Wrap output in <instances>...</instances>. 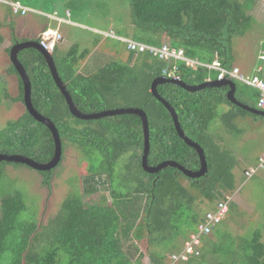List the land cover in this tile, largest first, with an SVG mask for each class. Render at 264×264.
<instances>
[{
	"label": "trees",
	"instance_id": "16d2710c",
	"mask_svg": "<svg viewBox=\"0 0 264 264\" xmlns=\"http://www.w3.org/2000/svg\"><path fill=\"white\" fill-rule=\"evenodd\" d=\"M128 1L133 27L130 38L154 46L167 39L186 55L206 62H211L217 53L224 67L232 66L233 38L245 35L252 22L237 0ZM9 28L13 43L23 41L14 37L12 25ZM9 50L10 47L7 54ZM78 52V46L73 45L65 55H58L56 45L50 54L58 76L81 113L105 111L103 105L113 100L135 101L138 105L133 107L142 109L148 120V165L170 160L190 170L199 168L195 149L178 136L170 113L150 91L152 81L161 76L164 62L147 53L128 52L124 63L110 61L95 72L84 74L78 66L88 53ZM17 57L31 83L34 109L51 120L58 131L62 154L56 167L63 161L68 145L89 158L97 152L101 159L98 166H90L81 178V195L66 196L57 213L44 224L19 220V214L25 210L20 193L1 198L0 264H143L145 257L151 264H166L168 256L181 249L176 238L185 241L205 212L235 188L232 166L208 132L211 121L218 115V107H229L221 114V121L230 132L239 131L234 120L248 112L227 100V86L190 93L170 83L158 85V94L174 108L185 136L203 148L208 171L195 179L176 168L149 174L141 166L144 138L138 116L76 119L41 53L28 48ZM8 70L17 77L18 92L16 97L6 93V99L23 104L22 82L11 62ZM181 71V80L189 85L203 83L208 74L206 70L192 71L183 66ZM234 83L236 99L256 107L257 91L250 88L252 92L248 94L245 88L249 87ZM54 149L49 129L25 109L0 129V154H18L46 163L53 157ZM127 153L126 172L117 177L115 166ZM6 164L22 165L0 162V173ZM56 167L38 171L44 176L42 187L50 189L51 173ZM181 179L187 181V186ZM102 190L109 194L110 201L105 195H100L99 202L84 201L85 196ZM205 201L214 206L204 211L201 205ZM216 227L203 239L199 256L184 264H264V243L259 232L247 240L222 236ZM182 228L184 233L180 235ZM164 245L166 251H162ZM4 253L9 254L7 263H2Z\"/></svg>",
	"mask_w": 264,
	"mask_h": 264
},
{
	"label": "rangeland",
	"instance_id": "374dc122",
	"mask_svg": "<svg viewBox=\"0 0 264 264\" xmlns=\"http://www.w3.org/2000/svg\"><path fill=\"white\" fill-rule=\"evenodd\" d=\"M251 16L252 22L243 36H236L232 41V63L237 65L244 75L259 74L264 78V0H237ZM25 4L40 9V14L28 12L26 21L35 26L44 25L51 30L59 28L63 41L58 44V55H65L73 46H78V54L87 52L86 68L80 61L79 69L84 74L93 73L101 65L110 61L125 62V45L116 39L104 37L100 33L114 30L122 36L130 37L133 27L130 19L128 0H25ZM0 4V16L14 20L16 16L5 10ZM68 9L70 17H66ZM55 12V15L53 14ZM65 18L70 23H58L52 17ZM99 32V33H98ZM162 41L168 42L167 39ZM106 53H111L106 56ZM9 56L4 47H0V129L6 123L15 120L24 111V105H16L6 99L8 95L18 92L17 83L10 87L6 81V68L9 67ZM87 63V62H86ZM262 71L258 72V69ZM237 85L240 86L239 83ZM250 94L252 89L245 88ZM11 97V96H10ZM130 104V105H129ZM251 104V102H249ZM138 105L127 100H113L103 105L105 110H115ZM229 109L227 105L218 107V115L211 121L208 132L215 139L223 152V158L232 166L234 175V191L227 193L231 199L226 219L216 229L220 235L251 239L255 232L261 235L264 243V167L250 177L244 172L258 165L259 158L264 157V117H254L246 114L234 120L237 131H228L221 121V114ZM63 161L51 173L50 189L42 187L43 175L25 165L6 164L0 173V200L6 195L20 193L25 204V210L19 214V220H27L44 224L48 218L57 213L61 202L68 195H81V178L89 171L90 166H98L100 155L95 152L92 158L85 156L75 146L68 145ZM129 162V153L124 154L115 166V174L123 175L124 165ZM183 178V177H182ZM119 179L117 178V182ZM187 186V181L181 179ZM121 189H125L120 185ZM100 195L110 196L104 190L92 196H85L86 202H99ZM204 211L214 206V203L202 202ZM185 214L183 216L184 220ZM187 222V221H186ZM184 228L180 230V235ZM217 241V238H214ZM181 248L184 241L177 237L175 242ZM165 245L162 251H166ZM9 254L2 255V263H7ZM143 264H151L147 257Z\"/></svg>",
	"mask_w": 264,
	"mask_h": 264
},
{
	"label": "water",
	"instance_id": "95a60500",
	"mask_svg": "<svg viewBox=\"0 0 264 264\" xmlns=\"http://www.w3.org/2000/svg\"><path fill=\"white\" fill-rule=\"evenodd\" d=\"M28 48L37 50L44 57L45 62L48 66V69L51 73V76L53 78V81L56 87L59 89L61 94L64 96L66 103L68 105L70 114L76 119L96 120V119H100L104 117H111V116L123 115V114H133V115L138 116L141 119L142 129H143V138H144L143 153L141 157V166H142V169L146 173H149V174L158 173L161 170L166 169V168H176L184 176L190 179H195V178L204 176L206 172L208 171V163H207V159H206L203 148L198 143H196L195 141H192L190 138L185 136L183 130L181 129L180 123L178 121V116L174 108L158 94L157 92L158 85L164 84V83H170L173 85H177L181 87L182 89H184L185 91L190 92V93L198 92L206 88H218L222 86H227L229 87V90L226 93V98L230 103L250 113L264 116V111L249 107L248 105H245L236 99L235 97L236 86L234 82L230 80H226V79L221 80V81L213 80L210 82L205 81L198 85H189V84H186L182 80L167 79L162 76L157 77L152 81L151 86H150V91L152 95L154 96V98L157 99L160 103H162L163 106L170 113L178 136L184 141L186 145L195 149L198 155V158H199L200 165L197 170H190L175 161L167 160V161H163L159 163L158 165L150 166L148 165V153H149L150 145H149L148 120H147L146 113L142 109L135 108V107L119 108L115 110H105V111H100V112L91 113V114L81 113L74 105L71 96L66 90L65 85L62 83L60 77L58 76V73H57V70H56L51 54L48 51L44 50L38 44V42L26 41V42L16 43L15 45H13L9 50L8 56H9V60L11 64L13 65L15 71L17 72L18 77L20 78L22 82L24 108L30 116H32L36 121L42 123L51 132V135L54 141V147H55L54 154H53V157L46 163H39L28 157H25L23 155H18V154H13V155L0 154V162L22 164L36 171H50L51 169L56 167L61 160L62 150H61V143H60L58 131L51 120L44 117L43 115H41L34 109L32 102H31V97H30L31 83H30V80L26 73L25 68L20 63L17 57L18 53L21 50L28 49Z\"/></svg>",
	"mask_w": 264,
	"mask_h": 264
},
{
	"label": "built area",
	"instance_id": "2783aa9c",
	"mask_svg": "<svg viewBox=\"0 0 264 264\" xmlns=\"http://www.w3.org/2000/svg\"><path fill=\"white\" fill-rule=\"evenodd\" d=\"M8 6L13 14L24 15L26 8L21 7L18 3L9 2ZM106 36L115 38L124 43L128 52L147 53L153 58L164 62L166 65L161 71V76L167 79L181 80V66L186 69L197 71L207 70L217 74L216 79L221 81L225 79H235L247 86L254 88L257 93V107L264 111V79L258 75H244L241 70L233 66L224 67L215 54L211 62H205L198 57H189L182 48L173 47L168 43L162 42L159 46L148 45L132 38L119 36L113 31L105 33ZM62 36L57 31L49 33L45 31L41 34L38 44L46 51L51 53ZM264 57H261L263 59ZM210 79L208 78L207 81ZM264 167V157L259 158L258 165L244 172L245 177L252 176L259 169ZM231 199L226 196L225 199L218 201L213 209L205 212L202 220L197 224L195 231L190 233L188 238L183 242L178 252L172 253L167 258L166 264H184L191 257L199 256L203 239L211 235L213 229L218 226L226 217L229 211Z\"/></svg>",
	"mask_w": 264,
	"mask_h": 264
},
{
	"label": "crops",
	"instance_id": "0c3cea01",
	"mask_svg": "<svg viewBox=\"0 0 264 264\" xmlns=\"http://www.w3.org/2000/svg\"><path fill=\"white\" fill-rule=\"evenodd\" d=\"M25 0H0V4H3V5H5L6 6V11H8L11 15H13V16H16V18L14 19V20H11V19H8V18H5V17H3V15L4 14H2V16H0V35H1V37H2V41H1V43H0V47L2 46V47H4L5 49H7V48H11L13 45H15L16 43H21V42H26V41H35V42H38V40H39V38H40V36H41V34L43 33V32H45V31H48L49 33H51L52 31H57L58 33H60L61 34V36H62V39L58 42V44L61 42V41H63V35H62V33L60 32V30H59V28H57V29H54V30H51V29H49V28H46V26H44V25H40V26H35L32 22H30V21H26L25 19H24V17L28 14V12H33V13H36V14H40V9H38V8H36V7H33V6H30V5H28V4H25V3H22V2H24ZM11 3V2H13V3H18L21 7H23V8H26L27 9V12H26V14H24V15H19V14H13L12 13V11L10 10V8H9V6H8V3ZM53 14L55 15V12H53ZM65 15H66V17H70L71 16V13H70V11L68 10V9H66V11H65ZM54 20H56L59 24L60 23H70L67 19H65V18H58V17H55V16H53L52 17ZM10 25H12L13 26V32H14V37L16 38V39H18V40H23V41H21V42H15V43H13V40H12V36H11V33H10V28H9V26ZM110 31H113L114 33H116L117 34V32H115L114 30H110ZM109 31V32H110ZM99 33V32H98ZM105 33H107V32H105ZM105 33H100V34H102L104 37H107V38H112V37H109V36H106L105 35ZM117 35H119V34H117ZM125 37H127V36H125ZM128 38H130V37H128ZM112 39H115V38H112ZM117 40V39H116ZM117 41H119V40H117ZM162 42H164V41H162ZM165 43H168V42H165ZM58 44H57V51H58ZM124 44V43H123ZM169 44V43H168ZM178 48H180V47H178ZM125 50H126V48H125ZM108 54H110V56H108ZM106 53V56H108V57H111V53ZM215 54H217V53H214L213 54V59L211 60V61H213L214 60V58H215ZM9 55V54H8ZM218 55V54H217ZM127 56H128V51L126 50L125 51V54L123 55V59H124V61L127 59ZM188 56V55H187ZM87 57V56H86ZM86 57L84 58V60H82L81 62L83 63V66L86 68V66H88V64H89V62L91 61V59L89 58L88 60H86ZM189 57H191V56H189ZM261 57H263V56H261ZM200 59V58H199ZM218 59H219V57H218ZM260 60H263V59H261L260 58ZM203 61V60H202ZM220 61V60H219ZM87 62V63H86ZM206 62V61H205ZM102 66V65H101ZM233 66H236V67H238L237 65H235V64H233L232 63V66L231 67H233ZM231 67H227V68H231ZM239 68V67H238ZM240 69V68H239ZM6 70V81H7V84L11 87L13 84H14V82H16L17 83V77H16V75L14 74V73H11L9 70H8V67L5 69ZM241 70V69H240ZM207 71V70H206ZM259 71H262L260 68L258 69V72ZM242 72V71H241ZM207 78H206V82H207V79L209 78L210 80L208 81V82H210V81H213V80H217L216 79V73L215 72H209V71H207ZM252 75H258V76H260L259 74H252ZM214 76H216L215 78H213ZM249 76V75H248ZM261 77V76H260ZM261 78H263V77H261ZM264 79V78H263ZM226 80H230V81H232V82H236V83H239V84H242V85H245V84H243V83H241V82H239V81H237V80H235V79H226ZM204 81V82H205ZM235 84V83H234ZM17 85V84H16ZM245 86H247V85H245ZM247 87H249V88H252V87H250V86H247ZM252 89H254V88H252ZM228 90H229V87H228ZM255 90V89H254ZM236 92V91H235ZM16 95H17V93L15 94V95H10L11 97H16ZM17 103H19V102H13L12 104H14V105H16ZM232 104V103H231ZM245 105H247V104H245ZM249 107H252V108H255V109H258V107L256 106V107H253V106H250V105H248ZM242 109V108H241ZM229 110V109H228ZM227 110V111H228ZM244 110V109H243ZM246 111V110H245ZM263 111V110H262ZM246 112H248V111H246ZM249 114H251L252 116H258V117H264V116H261V115H256V114H254V113H250V112H248ZM245 115V114H244ZM244 115H239L236 119H238V118H240V117H243ZM226 217H227V215H226ZM226 217H225V219H226ZM224 219V220H225ZM223 220V221H224ZM222 221V222H223Z\"/></svg>",
	"mask_w": 264,
	"mask_h": 264
}]
</instances>
